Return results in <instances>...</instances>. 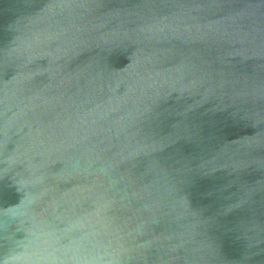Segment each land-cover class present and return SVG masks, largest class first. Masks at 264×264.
Segmentation results:
<instances>
[{"label": "water", "instance_id": "obj_1", "mask_svg": "<svg viewBox=\"0 0 264 264\" xmlns=\"http://www.w3.org/2000/svg\"><path fill=\"white\" fill-rule=\"evenodd\" d=\"M0 264H264V0H0Z\"/></svg>", "mask_w": 264, "mask_h": 264}]
</instances>
